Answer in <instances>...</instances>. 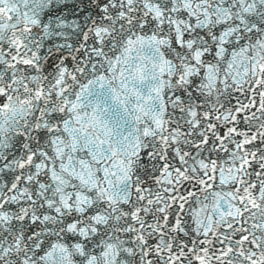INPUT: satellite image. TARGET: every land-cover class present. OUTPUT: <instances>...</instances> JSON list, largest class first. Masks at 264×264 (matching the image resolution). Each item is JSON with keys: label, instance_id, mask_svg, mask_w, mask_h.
Wrapping results in <instances>:
<instances>
[{"label": "water", "instance_id": "obj_1", "mask_svg": "<svg viewBox=\"0 0 264 264\" xmlns=\"http://www.w3.org/2000/svg\"><path fill=\"white\" fill-rule=\"evenodd\" d=\"M106 18L107 0H0V47L13 44L43 71L39 80L32 74L31 86L13 75V91L0 73V150L11 154L0 163V264H92ZM83 67V75L73 70ZM79 76L85 83L74 88ZM52 159L73 171L59 196L11 176L18 169L28 180L31 165L51 170ZM32 198L51 199V209L31 208ZM85 247L92 250L86 257Z\"/></svg>", "mask_w": 264, "mask_h": 264}]
</instances>
